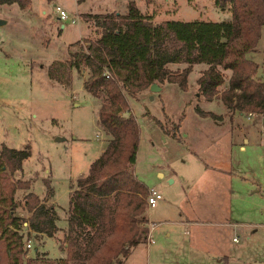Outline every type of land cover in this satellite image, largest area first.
I'll return each instance as SVG.
<instances>
[{"label": "rangeland", "instance_id": "obj_1", "mask_svg": "<svg viewBox=\"0 0 264 264\" xmlns=\"http://www.w3.org/2000/svg\"><path fill=\"white\" fill-rule=\"evenodd\" d=\"M76 1H81L80 10L103 15L125 14L130 0H28L23 7L0 4L4 21L0 24V145L29 147V156L12 178L30 182L27 191L39 198L52 191L59 209L67 206L71 181L86 172L107 140L97 123L104 96L93 97L82 88L88 69L78 62L68 77L56 72L50 78L46 72L51 62L72 60L79 46L99 36L96 18L77 15ZM132 1L154 24L168 18L214 21L224 16L211 0ZM55 6L77 21L58 20ZM222 12L229 13L228 8ZM261 34L247 58L257 64L253 78L264 82V26ZM183 67L184 63L166 65L171 73ZM203 69V64L191 65L184 90L162 81L156 84L157 91L146 88L127 98L128 113L139 129L133 172L160 199L146 207L145 228L151 242L146 238L139 242L121 264H264V114L233 116L236 111L221 103L219 93L226 88L227 70L220 69L223 83L217 94L209 99L202 96L196 80ZM196 108L214 117H201ZM212 126H216L214 132L202 130ZM251 132L256 138L246 144L242 139ZM240 144L243 150L238 149ZM257 183L259 191H255ZM22 194L17 192L20 207L15 214L24 217ZM227 194L230 213L226 220L231 223L222 222L221 212L205 213L200 204L211 195L221 200ZM60 211L57 225L63 228ZM210 221L222 224L206 223ZM29 244L26 257L36 252L58 257L51 238L40 243L31 235Z\"/></svg>", "mask_w": 264, "mask_h": 264}, {"label": "trees", "instance_id": "obj_2", "mask_svg": "<svg viewBox=\"0 0 264 264\" xmlns=\"http://www.w3.org/2000/svg\"><path fill=\"white\" fill-rule=\"evenodd\" d=\"M26 2L0 0V4L20 7ZM213 3L228 8V21L165 20L154 24L130 0L125 14L92 15L100 27L99 36L85 47L79 46L72 60L48 65L50 78L56 72L68 77L69 69L78 62L88 69L82 88L93 97L104 96L97 123L107 140L86 174L75 180L61 240L65 245H59L64 255L56 258L37 252L26 257L24 241L30 234L38 239L57 231L55 212L48 198L27 191L30 182L12 178L29 156V147L0 145V264H121L131 248L144 241L148 188L132 168L139 129L128 113L127 98L150 84L166 81L184 90L191 65L203 64L205 69L196 83L200 94L209 99L223 83L220 69L227 70L226 88L219 93L221 103L231 111L264 114V82L253 78L257 64L246 57L255 51L262 35L264 0ZM169 63H184L185 67L171 73L166 68ZM195 110L201 117H214ZM19 191H23L24 217L15 214L20 207Z\"/></svg>", "mask_w": 264, "mask_h": 264}, {"label": "crops", "instance_id": "obj_3", "mask_svg": "<svg viewBox=\"0 0 264 264\" xmlns=\"http://www.w3.org/2000/svg\"><path fill=\"white\" fill-rule=\"evenodd\" d=\"M211 2H212V4H213V0H211ZM80 3H81V1L80 2H77L76 1V4H75V12H76V14L78 15V14H84V15H93L94 13L93 12H88V11H82V10H80L78 7H79V5H80ZM221 13H224V16L222 17V18H218V19H216V20H214V21H216V22H218V21H228L229 20V13H225V12H222V9H220L219 10ZM174 17V16H173ZM165 20H178V21H190V20H183V19H180V18H178V19H173V18H168V19H165ZM192 20H196V19H192ZM209 21H212V20H209ZM60 27H62V26H60ZM246 57H247V55H246ZM263 81V80H262ZM236 113H238V114H242V113H239V112H235L234 114H233V116L236 114ZM200 119H206V118H200ZM214 127H216V126H212V127H207L206 129H202V130H204L205 132L204 133H206V132H214V131H212V129L214 128ZM207 134V133H206ZM183 137H186V134H184L183 135ZM255 138H256V135H255V133H253V132H251L250 134H249V137H244L243 139H242V141L243 142H245L246 144L247 143H249V142H253L254 140H255ZM207 139H209V138H207ZM209 141H212V139H209ZM207 143H208V141H207ZM210 143V142H209ZM233 145V144H232ZM238 149L239 150H243L244 149V146L243 145H238ZM101 151V150H100ZM94 159V158H93ZM92 159V160H93ZM91 160V161H92ZM90 161V162H91ZM89 162V163H90ZM205 164V163H204ZM89 165V164H88ZM205 166L206 167H208L209 165H207V164H205ZM87 168H88V166H87ZM218 170H221V169H218ZM86 171H87V169H86ZM86 174V172L84 173V174H81L82 176L83 175H85ZM81 175H79L80 177H81ZM76 179V178H75ZM74 186H75V180L74 181H71V183H70V189L68 190V198H69V195H70V192L73 190V188H74ZM257 189L255 190V191H259L260 190V187L261 186H259V183H257ZM45 192V191H44ZM45 195V196H44ZM44 195L42 196V197H44V198H46V192L44 193ZM209 198H210V200L208 201H206V202H204L203 203V201H201V206H203L202 208L203 209H205V213H209V214H212L213 213V211H215V213L216 212H218V213H222L223 214V218H222V222H224V223H231L229 220H226V217H227V219H229L228 218V216H229V213H230V202H229V196H228V194L226 195V197H223V198H221V200L219 199V197L217 196V195H211V196H209ZM51 205H52V208H53V210H54V212H55V225H56V227H57V231L54 233V235L53 236H50V237H46V236H40L39 238H38V240H39V242L41 243L42 242V240L44 239V238H51V239H53L54 240V242H55V244L57 245V250H58V257H63V255H60V252L62 251H64V250H62V249H60V247H59V245L60 244H62L63 246L65 245V243H61V242H59V240L61 241L62 240V235H63V232L66 230V228H67V222H66V218H67V214H68V202H67V206H66V208H64V209H59V207L57 208L56 207V205H55V202H54V200H53V195H52V191L49 193V196H48V200H47ZM204 204V205H203ZM205 206V207H204ZM60 210H62V211H60ZM207 210V211H206ZM59 211L60 212H62V215L64 216V222H65V227H58V221H59V219H60V213H59ZM222 222H206L207 224H210V225H218L219 223H221L222 224ZM184 223H188V222H184ZM23 225H25V222H23ZM225 225V224H224ZM254 231V230H253ZM30 236H31V234H30ZM29 236V237H30ZM29 237H28V239H26L25 241H24V246H25V244H26V241L28 240L29 241ZM30 247V246H29ZM59 249L61 250V251H59ZM43 253V252H42ZM41 253V254H42ZM44 254V253H43Z\"/></svg>", "mask_w": 264, "mask_h": 264}, {"label": "built area", "instance_id": "obj_4", "mask_svg": "<svg viewBox=\"0 0 264 264\" xmlns=\"http://www.w3.org/2000/svg\"><path fill=\"white\" fill-rule=\"evenodd\" d=\"M54 11L56 12L57 19L60 21H68L70 24H73L77 21L76 17H69L67 13L61 9L59 6L54 7ZM160 199V195L154 189H148L147 196L145 197V204L147 207H153L157 200ZM147 242H151V238L149 234L146 235ZM232 241H236L234 237H232ZM29 241H26L25 247H29Z\"/></svg>", "mask_w": 264, "mask_h": 264}, {"label": "water", "instance_id": "obj_5", "mask_svg": "<svg viewBox=\"0 0 264 264\" xmlns=\"http://www.w3.org/2000/svg\"><path fill=\"white\" fill-rule=\"evenodd\" d=\"M4 21L3 20H0V24H2ZM159 89V87L155 84V83H152L148 86V90L150 92H154V91H157ZM56 140H58V138H56Z\"/></svg>", "mask_w": 264, "mask_h": 264}]
</instances>
